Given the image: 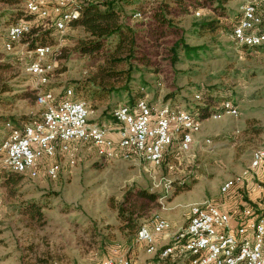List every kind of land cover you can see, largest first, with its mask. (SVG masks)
Returning a JSON list of instances; mask_svg holds the SVG:
<instances>
[{
    "label": "rangeland",
    "instance_id": "1",
    "mask_svg": "<svg viewBox=\"0 0 264 264\" xmlns=\"http://www.w3.org/2000/svg\"><path fill=\"white\" fill-rule=\"evenodd\" d=\"M106 1H112L122 11L126 25L136 35L135 43L149 53V64L137 65L140 72L133 74L132 90L142 88L150 104L191 108L197 103L193 99L201 87L210 89L216 98L210 100L208 112L200 113V130L194 135L191 149L187 153L177 152L174 142L165 151L159 167L124 152L99 157L92 147L80 145L76 165L65 167L56 182L43 176L23 177L5 187L0 177V264H99L106 257L123 254L126 248L134 251L138 228L150 226L154 215L166 218L176 228L185 225L190 204L204 200L217 205L227 202L230 194L220 193L222 183L241 177L248 170L251 152L264 145V47H242L232 40L235 38L231 33L241 6L257 0H229L222 15V10L213 11L209 5L198 6L202 0L184 1V13L177 6L170 8L167 19L171 25L157 41L148 34V22L163 0ZM24 7L25 0L16 5L0 0V56L16 57L21 62L18 77L13 80L18 98L1 106L0 115L35 118L41 112L36 103L39 92L50 90L59 95L72 88L75 94L73 84L87 77L90 64L85 57L72 53L76 39L83 33L80 28H69L54 34L53 42L46 43L52 46L55 56L50 58H54V67L44 84L25 71L36 59L27 54L32 51L27 43L21 40L13 47L4 43L7 27L22 20ZM258 12L264 22V5L259 6ZM211 20L217 22L212 31H198V25ZM109 43L106 41L105 47H110ZM182 44L198 49L187 52ZM170 87L176 88L178 99L166 98L163 102ZM127 95L119 101L111 98L108 109L90 106L89 120L113 127L112 110L120 104L131 105ZM75 96L90 103L83 91ZM221 96L231 99L237 113L211 118L210 114L218 110ZM3 136L0 131V140ZM206 138L209 143H205ZM0 173L9 172L0 168ZM250 182L264 188V179L260 181L254 176ZM141 190L155 195V199L137 197ZM29 201L40 205V218L22 213ZM121 210L124 214L133 213L131 220L126 221L128 224L123 217L118 218ZM248 210L251 215H260L264 208L253 206ZM168 242L169 239L159 241L157 246ZM129 256L136 264H162V260L146 254L142 247L139 255Z\"/></svg>",
    "mask_w": 264,
    "mask_h": 264
},
{
    "label": "built area",
    "instance_id": "2",
    "mask_svg": "<svg viewBox=\"0 0 264 264\" xmlns=\"http://www.w3.org/2000/svg\"><path fill=\"white\" fill-rule=\"evenodd\" d=\"M97 0H25L24 12L31 15L22 18V24L6 33L4 43H18L27 37L34 25L53 29L61 34L69 29V23L79 16L81 3ZM248 5H255V12H248ZM264 0L246 2V14L242 25H232V39L240 46L251 48L260 45L259 39H246L243 26L255 30L257 20L263 19L258 12ZM75 7V16H66V8ZM197 14V13H196ZM139 15V13H136ZM38 55V63L25 71H34V77L42 84L53 71L55 56L51 47L44 51L28 52ZM50 59V60H49ZM198 101L199 98H194ZM36 103L40 114L21 127L9 125V133L0 140V168L29 179L43 176L56 182L64 168H72L77 162L80 145L92 147L97 156L108 158L116 152L141 159L153 167H159L165 151L174 146L180 153H187L194 144V135L200 130V112L180 104L154 103L137 99L132 105L120 104L112 110L113 127L91 122L90 107L83 99H67L66 89L59 95L50 90L37 94ZM230 99L219 103L211 118L223 113L236 114ZM205 143H209L206 138ZM264 170V145L250 154L248 170L241 177L226 180L220 193L227 195L234 189H243L246 183ZM162 198L160 199V201ZM172 224L159 214L154 215L150 226L142 225L135 234L134 242L143 246L148 255H156L172 264H264V215L243 219L234 229L230 227V215L210 201L204 200L188 206L186 223L172 231ZM169 239L161 246L157 243ZM82 264H92L85 262ZM99 264H136L127 255H112Z\"/></svg>",
    "mask_w": 264,
    "mask_h": 264
},
{
    "label": "trees",
    "instance_id": "3",
    "mask_svg": "<svg viewBox=\"0 0 264 264\" xmlns=\"http://www.w3.org/2000/svg\"><path fill=\"white\" fill-rule=\"evenodd\" d=\"M184 1L189 0H163L160 3L161 5L157 7V10L152 14L148 22V26L150 25L148 34L154 41H157V39L166 34L165 28L171 25V21L167 19L171 14L170 8L175 9L177 6L178 8L176 9L184 13ZM227 1L229 0H202L200 3H195L198 6L209 5L213 11L222 10L221 14H219L222 15ZM2 2L6 5H16L21 0H2ZM170 4L176 5L171 6ZM121 12L112 1L97 0L96 2L81 3L79 5V16H76L75 20L69 23L70 28H80L83 33L81 37L76 39L72 47V53H76L82 56V58L85 57L90 65H87V77L73 85H75L77 93L81 91L87 93L88 101L90 102L88 104L89 107L97 109L99 106H103L104 109H108L111 98L119 101L120 97L124 94H128L129 103L132 105L138 98L144 96L143 89L141 88L142 91L140 89L139 91L138 88L137 90H132L131 83L134 81L133 74L140 72L137 65L146 66L149 64V53L140 49L139 45L135 43L136 35L126 25ZM75 15L76 8L73 16ZM14 16L18 17L19 13H15ZM30 17L31 15L25 13L23 10L20 19H29ZM216 23L213 20L201 23L197 27L198 31H212ZM54 34L53 29H43L42 25L37 24L32 27L30 34L22 38V40L27 43L28 50H32L28 52H33L37 47L46 45L48 42H53ZM106 41L110 42V47H105ZM251 47L252 49H260L264 47V43ZM182 48L187 52H196L198 49L197 47H188L183 44ZM32 56L34 57V55ZM19 66H21V62L18 58L0 56V107L9 103L14 97L18 98V95L14 94L13 80L18 77ZM174 89L176 88L170 87V91L164 95L163 102H165L164 99L166 98L171 100L178 99L179 93L174 91ZM218 92L220 93V91ZM197 94L199 95V100L192 105L193 110L200 113L203 111L208 112L211 109L210 100L216 97H212L213 93L210 92V89L204 87L197 89ZM24 96L20 95V97ZM224 99L229 98L221 96L218 102L220 103ZM188 107L191 108V106ZM31 119L32 117L19 118L0 115V124H2V127L0 125V131L7 134L9 133V129L6 125L17 128L28 123ZM0 177L2 178L1 184L5 187L10 184H16L20 178H23L22 175L12 172L0 173ZM136 195L139 198L150 201L155 199V195L147 193L144 190L138 191ZM22 213L29 218H40V205L35 201L26 202ZM132 214V212L124 214L123 210L117 213L118 218L119 216L124 218V222L131 220ZM261 214L264 215V212ZM125 224L128 223L126 222ZM121 230L123 231V228ZM161 262L162 264H172L167 260Z\"/></svg>",
    "mask_w": 264,
    "mask_h": 264
},
{
    "label": "crops",
    "instance_id": "4",
    "mask_svg": "<svg viewBox=\"0 0 264 264\" xmlns=\"http://www.w3.org/2000/svg\"><path fill=\"white\" fill-rule=\"evenodd\" d=\"M145 96L146 95H144V97ZM72 98L80 99V98H77L75 94H74V97ZM257 177L259 178L260 181L264 179V170H260L258 172ZM245 188L246 189H234L233 191L229 193L230 195L228 197L227 202L218 204L221 210L229 213L230 227H232V229H234V227L243 219L253 217V215H251L252 212L249 214V210H248L249 208L253 206L256 209L264 208V188L256 184H253L250 181L246 183ZM226 196H228V194ZM172 225H173L172 231L178 228V227L175 228L174 223ZM139 247L143 248V246L140 244H136V246L134 247V251L133 249L132 251H129L130 248H126L125 249L126 252H123V255L124 254L127 256L139 255Z\"/></svg>",
    "mask_w": 264,
    "mask_h": 264
},
{
    "label": "bare ground",
    "instance_id": "5",
    "mask_svg": "<svg viewBox=\"0 0 264 264\" xmlns=\"http://www.w3.org/2000/svg\"><path fill=\"white\" fill-rule=\"evenodd\" d=\"M74 11H75V7H67L66 16H73ZM248 12H255V6L248 5ZM239 13L240 15L238 16L236 23H234L233 25H242L241 17H243L246 14L245 4L241 6ZM17 24H22V20L18 19L17 21L9 24V26L7 27V33H9L10 30H13L14 28H16ZM257 27L264 28V22H262L260 19L257 20ZM231 33H232V36L235 38V32L231 30ZM243 35H244V38L246 39H259L260 37H262V41H264V29L255 30V28H253L252 26H243ZM262 43L264 42H261L260 44ZM251 46H258V45H251ZM6 47H9V43L6 44ZM47 48H49L48 45H42V46L37 47L33 52L44 51ZM37 63H38V55H36V59L33 62L29 63L26 68H33L34 66H36ZM28 72L34 74V71H28ZM66 92H67V99H73L72 97H74V92L72 88H67ZM194 97L198 98V95H195ZM138 99H145V97L143 96Z\"/></svg>",
    "mask_w": 264,
    "mask_h": 264
}]
</instances>
